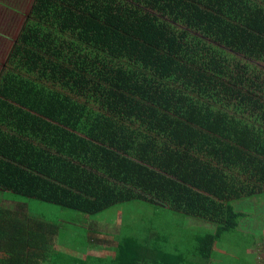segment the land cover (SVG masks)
Instances as JSON below:
<instances>
[{"label":"trees","instance_id":"obj_1","mask_svg":"<svg viewBox=\"0 0 264 264\" xmlns=\"http://www.w3.org/2000/svg\"><path fill=\"white\" fill-rule=\"evenodd\" d=\"M11 51L0 191L20 204L0 207V264H217L234 202L264 194V0H34ZM25 201L85 223L148 204L214 230L188 228L187 253L154 220L120 218L102 244L88 223L80 249L103 255L71 257Z\"/></svg>","mask_w":264,"mask_h":264},{"label":"rangeland","instance_id":"obj_2","mask_svg":"<svg viewBox=\"0 0 264 264\" xmlns=\"http://www.w3.org/2000/svg\"><path fill=\"white\" fill-rule=\"evenodd\" d=\"M33 2L34 0H0V23L3 29L7 26L11 29L12 42L14 41L8 48L0 47V72H2L1 68L6 64L3 62L5 60L4 55H10L12 52L13 44H16L17 41L15 42V40L22 26L29 19V11ZM262 65L260 64L259 66ZM260 71L264 73L260 69L254 70L257 75L261 74ZM3 199L8 200L6 197ZM233 205L237 210H246L245 218L240 223L239 232L231 235L230 233L225 234L223 239L216 244L215 255L218 259L217 264H256V260L259 261L258 264H264V194L234 202ZM26 206L31 217L46 219L48 222H55L57 218L68 220L73 215L72 211L35 201H27ZM0 207L2 206L0 205ZM81 217V215H77V220L70 225V229L61 232L59 241L73 244L78 249L84 245L82 241L86 238L88 239L89 230L86 227L88 223L91 224L93 229L103 234L115 235L121 226V222L118 224L120 218L131 223L136 222L138 219L145 221L154 220L159 235L168 238V249L179 243V240L183 237L186 252L189 253L193 249L194 243L193 239L189 237L192 234L186 230L192 228L191 226L198 230L199 226L207 225L205 223L203 225H192L195 224V221H189L188 219L183 223V218L180 214L171 211L166 212L148 204L140 205L138 203H125L119 207L109 208L98 215V218L93 217L87 223L83 222ZM207 227L213 228L212 231L214 230L212 225L209 226L208 224ZM187 233L189 236H187ZM110 244L112 245L113 243L110 242ZM57 246L61 245L58 244Z\"/></svg>","mask_w":264,"mask_h":264},{"label":"crops","instance_id":"obj_3","mask_svg":"<svg viewBox=\"0 0 264 264\" xmlns=\"http://www.w3.org/2000/svg\"><path fill=\"white\" fill-rule=\"evenodd\" d=\"M23 27V26H22ZM22 29V28H21ZM10 32V33H9ZM19 36V35H18ZM18 36H17V38H16V40H15V42L16 41H18ZM12 34H11V29L7 26L5 29H3V26H2V24L0 23V47H3V48H5V47H7L8 48V46L9 45H11L13 42H12ZM15 44V43H14ZM14 44H13V46H14ZM12 49V48H11ZM4 57H5V60L3 61V62H5L6 64L1 68V71H2V69H4V68H6L7 66V62H8V60H9V55H4ZM0 74H1V72H0ZM4 196H6V193L5 192H3V191H0V205L2 206V207H14V206H16V204H20V203H15V202H11V201H8V200H5V199H3V198H5ZM240 202V201H239ZM238 211H240L241 213H244V215L246 214V210H244V209H241V210H238ZM26 212H27V214H28V212H29V209H28V207H25L24 209H22V213L23 214H26ZM78 218V217H77ZM189 221L190 220H193V219H188ZM193 221H195V224H192V225H198V224H204V222H200V221H196V220H193ZM242 221H244V220H242ZM120 219L118 220V224H120ZM56 223H57V221H56ZM60 223V224H59ZM59 225H60V230H61V232L63 231V230H69L70 228V225L71 224H73V220L70 218V219H68V220H63L62 218L61 219H59ZM206 224V223H205ZM91 225V224H90ZM208 226V224L207 225H203V226H199V231H202V230H205V229H208V230H212L213 228H211V227H207ZM209 226H211V225H209ZM192 228H194V226H192ZM119 229V228H118ZM90 230H94V233H93V237H95V238H97V237H99V238H97V244L98 243H100V244H102V242H104L105 240L103 239V237H102V235H103V233L102 232H100V231H97L96 229H93V227L92 226H90ZM198 230H196V229H194V231H198ZM119 231V230H118ZM60 232V233H61ZM104 234H106V233H104ZM116 234H118V232L116 233ZM115 234V235H116ZM110 235V234H109ZM94 238V239H95ZM55 239L56 240H54V242H55V244H54V247H55V249L58 251V252H61V253H64V254H67V255H70L71 257H79V258H83L85 255H87V254H92V255H99V256H101V255H103V252H102V250L104 249V248H93V246H91V245H89V248L87 247L86 249L85 248H83L82 250L80 249V248H76L73 244H66L65 242H61V241H59V238L56 236L55 237ZM58 244H60L61 246H57ZM115 246V245H114ZM113 247V246H112ZM217 257H216V259H214L213 261L214 262H217ZM264 262V261H263ZM259 263V261H257L256 260V264H258Z\"/></svg>","mask_w":264,"mask_h":264}]
</instances>
